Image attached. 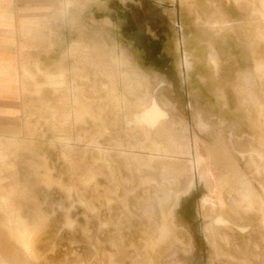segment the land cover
I'll use <instances>...</instances> for the list:
<instances>
[{
  "label": "rangeland",
  "instance_id": "1",
  "mask_svg": "<svg viewBox=\"0 0 264 264\" xmlns=\"http://www.w3.org/2000/svg\"><path fill=\"white\" fill-rule=\"evenodd\" d=\"M202 2L209 13L197 21L208 35V62L214 38L232 33L234 54L251 70L231 65L227 86L214 73L192 106L191 85L179 71L193 53L183 48L179 15L163 39L143 41L139 33L144 46L130 47L123 31L116 37L115 27L92 26L87 14L85 44L71 46L70 76L61 68L37 83L38 94L53 88L56 107L31 113L17 133L0 134V264H264V158L252 151H264V0ZM219 12L231 20L220 26L234 30H211ZM162 52L173 70L159 89L162 76L133 57L150 55L152 70ZM152 96L169 119L150 133L129 121ZM147 176L158 184L140 187ZM133 190L128 213L121 203ZM221 214L249 230L213 225Z\"/></svg>",
  "mask_w": 264,
  "mask_h": 264
},
{
  "label": "crops",
  "instance_id": "2",
  "mask_svg": "<svg viewBox=\"0 0 264 264\" xmlns=\"http://www.w3.org/2000/svg\"><path fill=\"white\" fill-rule=\"evenodd\" d=\"M204 4L202 0H191L189 3L181 2V0H0V134L17 133L25 125L28 115L56 107V94L53 88L43 86L38 94L37 83L44 85L61 68L67 72V78L70 76L72 72L71 46L74 42H78L79 45L85 44L83 42L85 40L81 38V31H85L88 25V13L92 26L96 25L93 23L94 21L99 22V26L115 27L116 37L119 29L123 31L125 40L130 47L144 46L143 43H138L139 33L143 35L141 37L143 41L151 42L152 39H163V35L169 28L166 27V24L179 15L183 28L181 38L187 39L183 48L193 53V60L188 54H185L179 71L184 76L186 75L188 83L191 85V90H189L193 97L190 100L191 106L192 103H196L194 97L199 94V89H204L205 85L209 87L215 81L214 73L217 76L220 75V80L222 78L219 85L225 86L227 84L223 81V77H227L226 73L231 65H237L235 69L239 68L240 71L249 73L251 69L242 66L243 63L239 61L238 55L234 54L232 46L229 44L233 36L232 33L214 38L215 48L211 43V55L208 62L209 48L206 43L208 35L204 33L205 26H201L197 21L198 14L208 11V6H204ZM152 5L158 7L153 14ZM153 8L155 9V7ZM157 10L158 12H156ZM155 13H158V16ZM219 13L210 23L211 30L216 34L234 30V26H220L221 21L228 17L223 12ZM219 16L223 18H219ZM120 26L123 27L120 28ZM73 31L78 33L72 40ZM198 35H200V39H197ZM116 41H118L117 38ZM203 43L205 45H202ZM217 51L221 55L228 52L229 55H234V58L222 55L224 61L228 60L227 64L223 65V59ZM151 58L150 55L145 54L142 58L133 57V61L138 66H143L145 72L153 73L154 77L162 76L165 82L159 87L161 89L166 86L168 73L173 70L172 62L162 52L154 57V64L159 62L161 65L159 68L151 70ZM215 59H219L218 67L213 63ZM187 63L189 64L188 70ZM177 71L176 69V73H178ZM185 89L180 88L181 91H185ZM226 91L223 87L219 88L218 96L221 97L224 105L228 106L229 104L228 108H230ZM154 104L166 114V118L161 119L154 129H150L137 122L136 117L141 112L152 109ZM197 118L198 125L200 119L204 121L202 115ZM167 119H169L168 112L152 96L149 105L140 112L134 113L129 124L151 133ZM40 154L42 153L40 152ZM242 155L245 156L244 153ZM95 174L99 173L95 171ZM139 186L144 187L140 185V179ZM135 192L136 190L126 192L125 197L129 196L130 198ZM68 222L73 223L74 221L69 218ZM105 227H108L107 222H100L99 228ZM112 245L118 250L120 243L113 240ZM95 259H99L97 247ZM112 264L120 263L116 261Z\"/></svg>",
  "mask_w": 264,
  "mask_h": 264
},
{
  "label": "bare ground",
  "instance_id": "3",
  "mask_svg": "<svg viewBox=\"0 0 264 264\" xmlns=\"http://www.w3.org/2000/svg\"><path fill=\"white\" fill-rule=\"evenodd\" d=\"M218 60L217 59L213 60V63L215 64L216 67L219 66V61ZM186 68L188 70V68H189V64L188 63H187ZM242 89L249 92V89H247L246 86L244 88H242ZM163 118H166V114L163 111H161L156 104H154V106L152 107V109L146 110V111L142 112L140 115H138L136 117V120H137V122H139V123H141V124H143L145 126H148L150 129H152ZM252 151L258 156V158H264V151L263 150L257 151L255 149H252ZM76 167H77V164L76 163H72V168L73 169H76ZM154 182L157 183V179L155 177H141L140 178V185L141 186H144V187H147V186H149L150 184H152ZM128 198H129V196H126L122 200L121 205H122V207L126 211H128L129 213H131L130 207H129L130 205H129ZM263 217H264V215H263ZM228 219H230V218H228V217L225 218L224 215L221 214L220 216H218L216 218V220L212 221V223L215 226H225V227L233 228L234 230H237V231H239L241 233L247 232L249 230V227H241V226H238V225L234 224L232 221H230ZM260 219H262V218H260ZM73 225H74V222L73 223L72 222H68L67 223V226H69V227H72ZM212 243L214 245H216L215 241H212ZM245 263H247V260H245Z\"/></svg>",
  "mask_w": 264,
  "mask_h": 264
},
{
  "label": "flooded vegetation",
  "instance_id": "4",
  "mask_svg": "<svg viewBox=\"0 0 264 264\" xmlns=\"http://www.w3.org/2000/svg\"><path fill=\"white\" fill-rule=\"evenodd\" d=\"M172 218H174V215L172 216ZM212 223V222H211ZM213 224V223H212ZM214 225V224H213ZM217 227H225V226H217ZM227 228H230V227H227ZM210 241V240H209ZM211 243V242H210ZM213 243H211L212 245ZM214 245V244H213ZM216 246V245H215Z\"/></svg>",
  "mask_w": 264,
  "mask_h": 264
}]
</instances>
